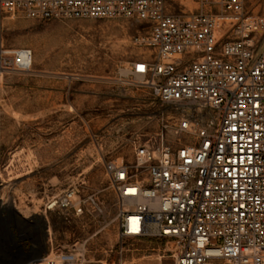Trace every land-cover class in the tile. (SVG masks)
I'll return each mask as SVG.
<instances>
[{
	"label": "built area",
	"instance_id": "obj_1",
	"mask_svg": "<svg viewBox=\"0 0 264 264\" xmlns=\"http://www.w3.org/2000/svg\"><path fill=\"white\" fill-rule=\"evenodd\" d=\"M197 4L176 15L167 0H0L11 17L145 22L135 41L150 57L128 74L164 107L130 158L105 163L107 186L47 197L33 264H107L111 230L160 241L173 264H264V16L242 0Z\"/></svg>",
	"mask_w": 264,
	"mask_h": 264
},
{
	"label": "rangeland",
	"instance_id": "obj_2",
	"mask_svg": "<svg viewBox=\"0 0 264 264\" xmlns=\"http://www.w3.org/2000/svg\"><path fill=\"white\" fill-rule=\"evenodd\" d=\"M242 1L247 13L264 16V0ZM167 5L176 15L198 9L197 0ZM146 31L145 22L123 17L43 21L0 13V206L12 204L35 237L47 197L80 181L89 190L107 186L105 163L130 158L131 142L159 129L162 103L128 74L150 57L135 41ZM22 50L32 57L29 70L18 65ZM105 202L112 206L111 193ZM103 242L107 264L174 261L158 240L121 241L111 230Z\"/></svg>",
	"mask_w": 264,
	"mask_h": 264
},
{
	"label": "flooded vegetation",
	"instance_id": "obj_3",
	"mask_svg": "<svg viewBox=\"0 0 264 264\" xmlns=\"http://www.w3.org/2000/svg\"><path fill=\"white\" fill-rule=\"evenodd\" d=\"M20 221L7 206H0V237L6 246L0 250V262L10 264L25 258L42 255L46 249L45 229H39L40 236L34 241L28 240V234L21 232Z\"/></svg>",
	"mask_w": 264,
	"mask_h": 264
},
{
	"label": "bare ground",
	"instance_id": "obj_4",
	"mask_svg": "<svg viewBox=\"0 0 264 264\" xmlns=\"http://www.w3.org/2000/svg\"><path fill=\"white\" fill-rule=\"evenodd\" d=\"M18 55V65L23 67L25 70H29L32 63V57L31 55H29L28 51H18L17 52ZM11 208H12V204H11ZM14 211V209H12ZM23 222L27 223L28 221L22 220Z\"/></svg>",
	"mask_w": 264,
	"mask_h": 264
},
{
	"label": "water",
	"instance_id": "obj_5",
	"mask_svg": "<svg viewBox=\"0 0 264 264\" xmlns=\"http://www.w3.org/2000/svg\"><path fill=\"white\" fill-rule=\"evenodd\" d=\"M40 258H41V255H38L36 257L32 256V257L25 258L22 261L13 262L10 264H33V263L37 262ZM0 264H6V263L0 262Z\"/></svg>",
	"mask_w": 264,
	"mask_h": 264
},
{
	"label": "crops",
	"instance_id": "obj_6",
	"mask_svg": "<svg viewBox=\"0 0 264 264\" xmlns=\"http://www.w3.org/2000/svg\"><path fill=\"white\" fill-rule=\"evenodd\" d=\"M21 232H26L27 234H28V237H29V239H30V241H34L35 240V232H34V230L33 229H30V230H21Z\"/></svg>",
	"mask_w": 264,
	"mask_h": 264
}]
</instances>
